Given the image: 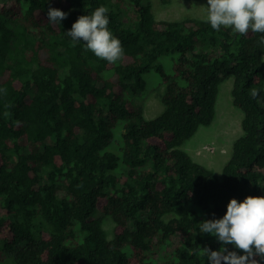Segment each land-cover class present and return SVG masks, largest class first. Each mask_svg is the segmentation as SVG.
<instances>
[{
  "label": "trees",
  "instance_id": "1",
  "mask_svg": "<svg viewBox=\"0 0 264 264\" xmlns=\"http://www.w3.org/2000/svg\"><path fill=\"white\" fill-rule=\"evenodd\" d=\"M100 6L124 49L116 63L65 34ZM49 8L67 18L50 23ZM260 35L160 20L151 0H0V264H210L201 248L222 245L201 222L264 197ZM152 71L164 111L148 120L134 99ZM229 76L243 134L220 180L182 146L214 121Z\"/></svg>",
  "mask_w": 264,
  "mask_h": 264
},
{
  "label": "clouds",
  "instance_id": "2",
  "mask_svg": "<svg viewBox=\"0 0 264 264\" xmlns=\"http://www.w3.org/2000/svg\"><path fill=\"white\" fill-rule=\"evenodd\" d=\"M107 12L100 6L91 14L81 15L65 34L73 42L83 41L86 50L98 59L116 63L122 59L124 49L108 28ZM205 13L204 22L213 30L223 27L240 36L261 34L259 42L264 45V0H207ZM67 15L56 8L47 11L52 24H59ZM250 94L256 97L259 93L251 89ZM199 232L216 237L222 245L216 251L201 248L210 264H264V197L248 196L242 202L231 199L225 215L202 221Z\"/></svg>",
  "mask_w": 264,
  "mask_h": 264
},
{
  "label": "rangeland",
  "instance_id": "3",
  "mask_svg": "<svg viewBox=\"0 0 264 264\" xmlns=\"http://www.w3.org/2000/svg\"><path fill=\"white\" fill-rule=\"evenodd\" d=\"M154 12L158 19L164 21L182 20L185 18L204 19L206 1L193 2L191 0H151ZM176 53H168L160 58L165 70L173 73L174 59ZM148 92L142 99H134L135 103L145 107V118L155 119L164 111L161 101L163 89L160 85V77L155 71L146 75ZM234 77H227L219 87L218 100L216 104V116L208 126H201L196 134L186 141L182 149L198 163L212 169L220 180H223V169L230 160L233 153L235 141L242 136L243 112L234 106L232 90ZM163 88V87H162ZM205 147L213 148V152L206 151ZM103 217V214H98ZM104 227L109 238H113L115 224L110 217H104ZM2 264H11L8 258L3 257Z\"/></svg>",
  "mask_w": 264,
  "mask_h": 264
},
{
  "label": "built area",
  "instance_id": "4",
  "mask_svg": "<svg viewBox=\"0 0 264 264\" xmlns=\"http://www.w3.org/2000/svg\"><path fill=\"white\" fill-rule=\"evenodd\" d=\"M205 150H206V151L213 152V148H211V147H210V148H209V147H205Z\"/></svg>",
  "mask_w": 264,
  "mask_h": 264
}]
</instances>
